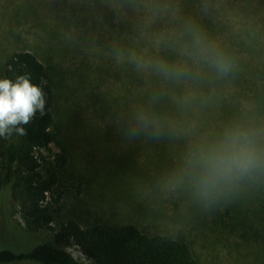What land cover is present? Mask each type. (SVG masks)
Returning <instances> with one entry per match:
<instances>
[{"label":"rangeland","instance_id":"374dc122","mask_svg":"<svg viewBox=\"0 0 264 264\" xmlns=\"http://www.w3.org/2000/svg\"><path fill=\"white\" fill-rule=\"evenodd\" d=\"M185 3L0 0V76L17 51L32 52L47 68L54 139L45 153L67 158L53 228L67 219L131 223L186 240L199 264H264V221L255 218L253 196L259 174L208 199L173 179L192 145L231 123L264 126L255 97L264 96V0ZM222 48L233 50L228 65L240 64L244 80L196 82L198 74L218 75L209 55ZM166 50L171 61L161 58ZM2 151L0 144V181ZM49 167L43 162L39 170L46 175ZM52 234L30 230L10 192L0 196V246H30ZM66 250L94 264L76 245Z\"/></svg>","mask_w":264,"mask_h":264},{"label":"trees","instance_id":"16d2710c","mask_svg":"<svg viewBox=\"0 0 264 264\" xmlns=\"http://www.w3.org/2000/svg\"><path fill=\"white\" fill-rule=\"evenodd\" d=\"M185 2L186 0H181L183 8ZM198 20L203 27L207 23L213 25L210 21ZM172 51L166 50L164 54H160L161 58L171 61ZM232 55L233 50L230 48H222L209 55L213 60L212 68L218 75L209 73L213 79L198 74L196 82L203 81L204 78L212 83L229 79L239 84V81L244 80L240 74V64L228 65ZM221 64L226 65L227 71L220 70ZM21 74L28 75L33 83L41 86L45 98L44 114L37 113L24 125V135L13 134L8 138H0L3 147L0 196L6 191L10 192L11 197L19 203L30 230L48 229L53 234L50 241H41L30 246L26 244L28 240L24 244L18 243V246H15L16 242L1 245L0 264H82L66 250V246L70 244L76 245L94 264H199L186 240L143 231L131 223L97 220L81 225L77 220L67 219L59 222L57 228L51 226L61 215L60 200L63 190L59 189L62 185L60 176L66 173L67 163L63 153H56L51 160L45 153L54 139L51 132L54 125V91L47 68L30 51H17L9 55L0 77L15 78ZM172 81L171 89L177 95L182 94V87ZM160 90L155 95H162ZM255 97L264 109V96L260 97L257 93ZM43 162L50 165L46 175L39 170ZM259 176L263 183L258 180L253 184V196L258 203L255 206V218L264 221V174ZM68 186L76 188L78 192L80 184L74 185L69 180L67 188Z\"/></svg>","mask_w":264,"mask_h":264},{"label":"clouds","instance_id":"9594fccd","mask_svg":"<svg viewBox=\"0 0 264 264\" xmlns=\"http://www.w3.org/2000/svg\"><path fill=\"white\" fill-rule=\"evenodd\" d=\"M220 70L227 67L221 64ZM44 108L42 88L28 75L0 77V138L24 135V125L37 113L43 115ZM257 174H264V126L235 122L192 145L173 179L193 196L208 199Z\"/></svg>","mask_w":264,"mask_h":264}]
</instances>
